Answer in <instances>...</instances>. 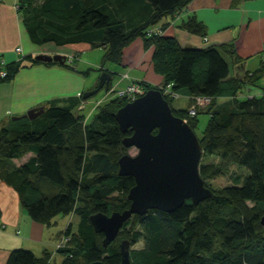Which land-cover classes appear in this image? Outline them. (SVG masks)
<instances>
[{
    "label": "trees",
    "instance_id": "16d2710c",
    "mask_svg": "<svg viewBox=\"0 0 264 264\" xmlns=\"http://www.w3.org/2000/svg\"><path fill=\"white\" fill-rule=\"evenodd\" d=\"M192 1L20 0L19 8L37 44L103 47L104 72L107 63L122 64L125 49L142 38L146 50L154 48V69L167 81L158 86L131 83L138 82L146 92L163 91L173 84L179 96L211 98L210 117L200 140L203 154L217 156L218 161L200 165L203 179H213L233 166L246 169L247 175L235 177L234 185L213 191L212 197L199 204L188 199L172 213L152 209L133 215L117 239L105 247V236L95 231L91 217L128 209L127 197L135 185L132 176L119 175V160L129 154L124 139L132 132L124 133L113 115L130 101L116 94L106 106L98 107L91 123L76 113L84 94L68 98L64 105L51 102L41 107L44 112L37 118L21 116L0 129V179L18 191L33 221L51 226L59 215H74L78 227L75 230L70 223L59 236V241L70 237L68 247L57 250L64 255L60 263L48 251L37 257L19 248L11 252L6 264H121L123 240L130 241L131 264H264L263 54L259 69L237 75L235 67L244 61L234 57V45L182 47L177 38L165 36L169 25L163 22ZM184 26L207 36L196 18ZM156 27L163 33L149 34ZM26 62L61 65L23 57L4 67L7 77L0 82L13 80ZM69 64L67 60L61 66L74 69ZM248 87L260 88L261 95L241 97ZM165 98L172 106L174 99ZM189 107L177 110L172 106L183 119L188 118ZM198 116L188 121L195 131ZM141 241L143 247L132 249Z\"/></svg>",
    "mask_w": 264,
    "mask_h": 264
},
{
    "label": "crops",
    "instance_id": "0c3cea01",
    "mask_svg": "<svg viewBox=\"0 0 264 264\" xmlns=\"http://www.w3.org/2000/svg\"><path fill=\"white\" fill-rule=\"evenodd\" d=\"M19 6L20 0L0 1V67L15 64L23 57L35 58L39 54H63L69 57L70 53L65 51L69 45H42L32 40ZM190 18H196L203 25L206 37L185 28ZM163 23L169 25L164 35L177 38L182 47L220 49L232 44L236 50L234 57L246 62V71L253 72L262 65L264 0H237L235 5L234 0H193L183 12ZM18 47L22 48L21 53L16 51ZM126 50L123 64H131L145 75L141 79L130 74V80L123 81L126 86L120 89H125L131 81L148 80L149 71L154 69V48L146 50L147 55H140L132 45ZM222 54L232 62L233 58L228 53ZM69 65L74 69L58 64L26 62L13 80L0 82V129L10 126L14 118L25 116L33 108L44 107L51 102L66 104L68 98L79 99L84 92V80L72 62ZM245 91L250 96H260L262 93L260 88L254 87H248ZM183 98L188 107L190 98ZM47 227L31 219L18 191L0 179V264H6L11 252L19 248L29 249L37 257H42L46 251L52 255L56 253L57 244L54 246L45 238Z\"/></svg>",
    "mask_w": 264,
    "mask_h": 264
},
{
    "label": "water",
    "instance_id": "95a60500",
    "mask_svg": "<svg viewBox=\"0 0 264 264\" xmlns=\"http://www.w3.org/2000/svg\"><path fill=\"white\" fill-rule=\"evenodd\" d=\"M36 60L63 65L67 56L39 54ZM235 70L237 75L244 74L246 62ZM111 80L112 74L103 72L98 88L84 93L83 98L88 99L103 88L108 90ZM43 112L44 108H33L26 115L33 120ZM113 115L124 133L131 130L124 145L138 149V154H125L119 160V175L135 179L127 197L130 207L111 215L98 213L91 217L95 231L105 236V247L117 239L124 224L135 214L144 215L152 209L172 213L188 199L199 204L213 195L200 173L204 153L201 140L185 119L174 114L162 91L150 89ZM130 247L129 240L121 242V264H131Z\"/></svg>",
    "mask_w": 264,
    "mask_h": 264
},
{
    "label": "rangeland",
    "instance_id": "374dc122",
    "mask_svg": "<svg viewBox=\"0 0 264 264\" xmlns=\"http://www.w3.org/2000/svg\"><path fill=\"white\" fill-rule=\"evenodd\" d=\"M132 48L134 50L140 52V55H147L146 48L144 45V42L142 38L137 39L133 44ZM70 49V50H69ZM67 53H70L69 57L67 59L75 60L72 61L73 66L80 72L83 82H84V93L93 91L98 88L101 76L104 71H101L104 56H105V49L103 47H92L90 44L87 43H80V44H70L69 47L65 49ZM126 53L128 50H126ZM149 53V51H148ZM125 54V53H124ZM67 56V55H65ZM149 56V55H148ZM124 60V59H123ZM148 60V59H147ZM106 72L113 74V78L111 80V90L108 91L106 88H103L95 95L91 96L88 99H82L80 106L76 109L77 115L79 117H85L87 123H91L94 119L98 107H104L110 101L116 98V94L118 95V91L121 92L124 89H120L126 86V83L121 81L122 74L128 73L131 76H138L139 78L143 79L145 73L142 71H137L131 64L125 65V64H115V63H107L105 66ZM154 71V72H153ZM153 71H149L148 80H143L144 83L146 82L149 85L152 86H158L163 84L165 81V77H163L161 74L157 73L155 69ZM234 74V71H232ZM131 78V77H130ZM130 78L124 80L128 81ZM121 82V83H119ZM264 84V81H263ZM146 87V86H145ZM120 89V90H118ZM246 90V89H245ZM246 94V91L244 93H240L239 95L241 97H244ZM249 95V94H248ZM184 96H178L174 99V102L172 103L173 107L176 109L177 107H187L185 104ZM224 101V100H223ZM194 102V99L191 98L189 106H191ZM64 105V104H62ZM188 106V107H189ZM190 108V107H189ZM188 108V109H189ZM212 105H203L198 108V120L199 124L196 130L197 135L199 138L201 137L203 131L205 130V127L207 125V122L209 120V111L211 110ZM187 109V108H186ZM211 112V111H210ZM129 154L135 156L138 154V149L136 148H130ZM30 157V154L26 155L21 161H16L17 163L25 161ZM218 157L217 156H210L203 154L201 159V164H207L211 162H217ZM247 175V170L244 168H240L237 166H233L230 168L228 172L221 173L220 175L216 176L213 179H207L205 180L206 186L210 188L212 191H218L224 187L234 185L235 183V177L240 176L245 177ZM78 218L74 215H59L53 220V223L51 226H48L47 234L45 236L46 240L52 243L53 245L59 243L58 236H60L70 223H72L73 228L76 230L78 227ZM58 242V243H57ZM54 245V246H55ZM143 241L139 242L135 246H132V249H139L143 247ZM51 251L53 250V246H51ZM56 252H57V246H56ZM55 256V261L57 263H60L64 259V255L61 253H53Z\"/></svg>",
    "mask_w": 264,
    "mask_h": 264
},
{
    "label": "built area",
    "instance_id": "2783aa9c",
    "mask_svg": "<svg viewBox=\"0 0 264 264\" xmlns=\"http://www.w3.org/2000/svg\"><path fill=\"white\" fill-rule=\"evenodd\" d=\"M1 1V0H0ZM162 34L163 31L161 29V27H156L152 30H150L149 34ZM16 51L18 53L22 52V48L18 47L16 48ZM263 59H264V50H263ZM68 63H71L73 60L71 59H67ZM7 77V71L3 68L0 67V78H5ZM130 78V75L128 73L122 74V79L121 81H124L126 79ZM173 84H168L166 87L163 88V95L164 96H168L170 98H177L179 96L178 93L174 92L172 90ZM146 93L145 88L139 84L138 82H132L130 83L123 91L119 92L118 91V95L120 96H124L127 97L129 101H133L135 99H137L140 96H143ZM252 97V96H251ZM194 102L190 108L188 109V118H186L185 120L188 122L189 118H193L196 117L198 115V108L203 106V105H208L211 103V98L209 97H194ZM70 242V237H63L59 243L57 244V250L58 249H63V248H67Z\"/></svg>",
    "mask_w": 264,
    "mask_h": 264
}]
</instances>
